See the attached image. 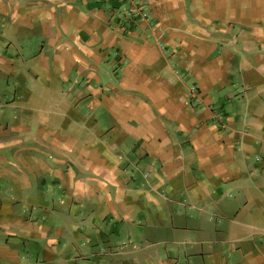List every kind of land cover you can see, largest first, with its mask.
Here are the masks:
<instances>
[{"label":"crops","instance_id":"crops-1","mask_svg":"<svg viewBox=\"0 0 264 264\" xmlns=\"http://www.w3.org/2000/svg\"><path fill=\"white\" fill-rule=\"evenodd\" d=\"M137 2L0 0V264H264V0Z\"/></svg>","mask_w":264,"mask_h":264},{"label":"built area","instance_id":"built-area-1","mask_svg":"<svg viewBox=\"0 0 264 264\" xmlns=\"http://www.w3.org/2000/svg\"><path fill=\"white\" fill-rule=\"evenodd\" d=\"M127 9L118 16V25H124L128 20H132V23H143L146 26H151V19L142 4H139L137 0H126ZM214 120H221L219 115H213Z\"/></svg>","mask_w":264,"mask_h":264},{"label":"rangeland","instance_id":"rangeland-1","mask_svg":"<svg viewBox=\"0 0 264 264\" xmlns=\"http://www.w3.org/2000/svg\"><path fill=\"white\" fill-rule=\"evenodd\" d=\"M57 85H59V83L58 84H51V85H49V89L47 91H42V92L46 93V94H49L53 90L54 87H57ZM75 87H76V85L67 84V83H63L60 86H58L59 90L64 92L65 94H68L69 92L71 94H73L74 91L72 89L75 88ZM62 92H59V93H62ZM37 93H38V91H37ZM38 95H39V93H38ZM83 113L85 115H87L89 112L86 111V110H83Z\"/></svg>","mask_w":264,"mask_h":264},{"label":"trees","instance_id":"trees-1","mask_svg":"<svg viewBox=\"0 0 264 264\" xmlns=\"http://www.w3.org/2000/svg\"><path fill=\"white\" fill-rule=\"evenodd\" d=\"M124 25H129V26H131L133 23H132V20L130 19V20H128V22L127 23H123Z\"/></svg>","mask_w":264,"mask_h":264}]
</instances>
